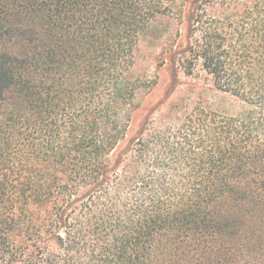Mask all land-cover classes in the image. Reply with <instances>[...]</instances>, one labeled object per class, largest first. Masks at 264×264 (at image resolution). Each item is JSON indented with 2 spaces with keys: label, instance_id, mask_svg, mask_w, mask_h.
<instances>
[{
  "label": "trees",
  "instance_id": "1",
  "mask_svg": "<svg viewBox=\"0 0 264 264\" xmlns=\"http://www.w3.org/2000/svg\"><path fill=\"white\" fill-rule=\"evenodd\" d=\"M181 74L240 110L155 118ZM0 264H264V0H0Z\"/></svg>",
  "mask_w": 264,
  "mask_h": 264
},
{
  "label": "rangeland",
  "instance_id": "2",
  "mask_svg": "<svg viewBox=\"0 0 264 264\" xmlns=\"http://www.w3.org/2000/svg\"><path fill=\"white\" fill-rule=\"evenodd\" d=\"M178 28L177 23L170 18L159 16L153 22L149 32L140 38L135 52L132 76L142 82H154L156 84L150 89L144 87L141 90L142 106L136 121L147 111L155 108L167 93L170 73L168 72V64L161 66V63L166 56L164 54L166 40L171 33L175 35ZM180 31H183V27H180ZM178 80L179 83L175 90L171 91L168 101L158 107L154 115L155 118L165 114L168 106L173 102L185 104L189 109L197 102H202L206 108L226 114H235L241 108L238 100L215 91L198 77H186L181 74Z\"/></svg>",
  "mask_w": 264,
  "mask_h": 264
}]
</instances>
